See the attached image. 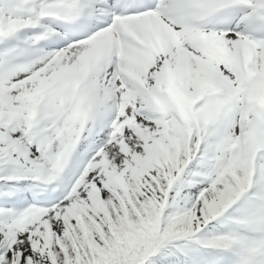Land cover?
Wrapping results in <instances>:
<instances>
[{
    "label": "snow or ice",
    "instance_id": "snow-or-ice-1",
    "mask_svg": "<svg viewBox=\"0 0 264 264\" xmlns=\"http://www.w3.org/2000/svg\"><path fill=\"white\" fill-rule=\"evenodd\" d=\"M0 264H264V0H0Z\"/></svg>",
    "mask_w": 264,
    "mask_h": 264
}]
</instances>
